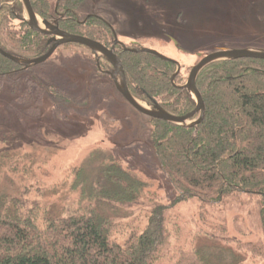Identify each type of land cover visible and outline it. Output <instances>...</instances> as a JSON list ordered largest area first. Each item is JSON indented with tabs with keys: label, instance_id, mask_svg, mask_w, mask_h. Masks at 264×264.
<instances>
[{
	"label": "rangeland",
	"instance_id": "rangeland-1",
	"mask_svg": "<svg viewBox=\"0 0 264 264\" xmlns=\"http://www.w3.org/2000/svg\"><path fill=\"white\" fill-rule=\"evenodd\" d=\"M78 12L81 19L89 13L104 19L127 45L137 42L177 60L185 82L199 54L264 48V0H86ZM91 55L84 47L60 46L45 63L0 83V205L37 203L40 215L66 216L89 204L72 188L74 171L83 166L96 177L100 162L114 158L144 183L135 202L109 205L115 240L141 232L155 206L171 205L161 263L196 245L215 264H231L233 254L260 261L235 242L216 243L204 233L223 223L231 238L263 242L261 201L242 196L216 207L196 199L173 204L177 191L159 168L151 119L124 100ZM32 104L37 110L30 112Z\"/></svg>",
	"mask_w": 264,
	"mask_h": 264
},
{
	"label": "trees",
	"instance_id": "trees-1",
	"mask_svg": "<svg viewBox=\"0 0 264 264\" xmlns=\"http://www.w3.org/2000/svg\"><path fill=\"white\" fill-rule=\"evenodd\" d=\"M85 1L30 0L43 18L63 14L58 21L62 30L108 45L113 31L104 19L94 16L79 22L78 8ZM25 17L21 0H0V48L17 57H40L50 48L48 37L33 31ZM68 45L90 51L75 43L63 46ZM120 56L134 95L145 100L153 98L174 115L194 109L192 95L176 87L185 83V77L179 74L175 85L171 82L176 71L174 63L144 52L122 51ZM29 69L0 53V83H12L13 76ZM249 82L257 84L255 90L249 89ZM263 82V59L212 63L197 80L205 102V116L200 124L183 127L150 120L149 137L159 168L177 191L173 204L196 199L202 207H216L242 196L257 198L262 203L264 230ZM56 92L62 96L59 89ZM29 106L30 112L36 109L33 104ZM107 159L100 162L96 177L83 166L74 171L72 188L79 190L80 198L89 204L66 216H50L46 210L40 215L37 203L28 206L11 200L7 205L9 200L2 201L0 264H215L198 245L161 263L159 254L168 240L167 214L171 205L155 206L141 232L130 234L123 243L115 240L112 231L116 226L109 215L113 208L109 205L135 202L144 183L114 158ZM226 230L219 223L211 225L204 235L216 243L235 242L239 250L262 258L246 262L239 254H233L231 264H264V241L231 238Z\"/></svg>",
	"mask_w": 264,
	"mask_h": 264
},
{
	"label": "water",
	"instance_id": "water-1",
	"mask_svg": "<svg viewBox=\"0 0 264 264\" xmlns=\"http://www.w3.org/2000/svg\"><path fill=\"white\" fill-rule=\"evenodd\" d=\"M26 14V22L28 26L35 32L47 36L49 39L47 43L50 45L49 50L42 56L36 58H22L11 55L0 48V53L15 63L24 65L25 68H31L36 65H40L48 61L52 55L57 51L60 46L69 43L80 44L89 48L97 59L103 57L108 62L114 66V70L111 72L110 76L116 85L117 90L123 95L125 100L140 114L149 117L151 120L158 119L163 120L168 123L183 126V127H194L200 124L205 116V102L202 97L201 91L197 85V80L200 73L210 64L222 61V60H236L242 58H253V59H263L264 60V48H253V47H242V48H229L221 47L212 52L206 54H199L201 57L200 61L195 64L187 77V81L183 86H176L178 88H184L189 94H191L196 102L195 108L184 114V115H174L167 110H165L159 103L153 101L150 104H143L136 96H134L129 90V86L126 79V73L123 66V62L119 55L114 51V46L108 48L101 42L94 40L92 38L73 34L62 30L57 21L54 23L48 19L42 18L31 5L30 0H21ZM177 43V42H176ZM115 44H120L125 50H130L131 52L139 53H149L156 55L158 58L164 61H171L176 65V71L171 77V82L175 85V78L181 72V63L177 60L168 57L167 55L157 51L156 49L148 47L139 48H128L123 42L116 41ZM198 114V117L195 116Z\"/></svg>",
	"mask_w": 264,
	"mask_h": 264
},
{
	"label": "flooded vegetation",
	"instance_id": "flooded-vegetation-1",
	"mask_svg": "<svg viewBox=\"0 0 264 264\" xmlns=\"http://www.w3.org/2000/svg\"><path fill=\"white\" fill-rule=\"evenodd\" d=\"M63 16V14H60V13H54L53 15H51L50 17H49V19L48 20H50V21H52V22H56L57 21V24H58V21H59V18H61ZM94 16H96V14L95 13H89L84 19H81L79 22H84V20L85 19H87V18H90V17H94ZM43 18V17H42ZM45 19H47V18H45ZM108 23V22H107ZM109 24V23H108ZM110 25V24H109ZM111 26V25H110ZM114 32V31H113ZM49 39V38H48ZM95 40V39H94ZM120 41V42H123V41H121V40H119L118 38H117V36H116V34L115 33H113V38L110 40L111 41V43L110 44H108V45H106V44H104V43H102V44H104V45H106L108 48H112L113 46L115 47L114 48V51H115V53L117 54V55H119L120 56V54H121V52L122 51H130V50H125L124 49V47L122 46V45H120V44H115V42L116 41ZM48 41V40H47ZM100 42V41H99ZM124 43V42H123ZM126 44V43H125ZM49 45V44H48ZM127 45V44H126ZM138 45V43L136 42V43H134V44H132V45H127V47L128 48H139V47H142V46H137ZM86 47V46H85ZM89 49V48H88ZM91 51V50H90ZM131 52V51H130ZM91 53H92V55H91V57H92V61L94 62V65L96 66V68L98 69V71H100V72H102V74L103 75H105V76H107V77H109V79L111 80V83L115 86V88H116V85H115V83L113 82V79H112V77L110 76V74H111V72L114 70V66L110 63V62H108L106 59H104L103 57H100L99 59H97L96 58V56L94 55V53L91 51ZM120 58H121V56H120ZM200 59H201V57L199 58V60L197 61V63L200 61ZM196 63V64H197ZM104 64V65H103ZM110 65V66H109ZM194 66V65H193ZM192 66V67H193ZM181 73V72H180ZM179 75V74H178ZM188 77V76H187ZM127 79V78H126ZM186 81H187V79H186ZM128 83V82H127ZM186 83V82H185ZM184 83V84H185ZM183 84V85H184ZM182 85V86H183ZM129 86V85H128ZM177 86V85H176ZM180 87V86H179ZM117 89V88H116ZM184 89V88H183ZM129 90L131 91V89H130V87H129ZM118 91V90H117ZM119 92V91H118ZM131 93H132V91H131ZM119 94L123 97V95L119 92ZM133 94V93H132ZM134 95V94H133ZM134 96H136V95H134ZM193 97V96H192ZM124 98V97H123ZM194 99V98H193ZM124 100H125V98H124ZM126 101V100H125ZM144 101L145 102H147L148 104H150V103H153V101H155L153 98H147L146 100L144 99ZM127 102V101H126ZM155 102H157V101H155ZM128 103V102H127ZM158 103V102H157ZM196 103V102H195ZM196 106V105H195ZM195 108V107H194ZM192 111V110H191ZM190 112V111H189ZM188 113V112H187ZM186 114V113H185ZM182 115H184V114H182ZM198 117V114L195 116V118H197ZM197 126V125H196Z\"/></svg>",
	"mask_w": 264,
	"mask_h": 264
}]
</instances>
